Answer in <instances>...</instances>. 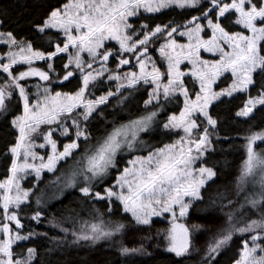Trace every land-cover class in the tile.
Masks as SVG:
<instances>
[{
    "label": "snow or ice",
    "instance_id": "snow-or-ice-1",
    "mask_svg": "<svg viewBox=\"0 0 264 264\" xmlns=\"http://www.w3.org/2000/svg\"><path fill=\"white\" fill-rule=\"evenodd\" d=\"M40 7L44 11L31 24L33 39L47 37L51 50L34 48L33 40L18 38L14 31H0V43L7 46V51L0 53V71L6 74L0 83V115H12L10 125L18 133L15 143L6 145L11 164L6 178L0 180V264H44L38 247H27L26 251L21 247V242L33 236H48L31 229L22 234L25 224L20 213L28 206L32 188L22 187L21 181L30 172L39 180L42 170L52 171L81 149L80 166L72 172L68 186H76L77 176L81 177L79 192L85 198L104 202L109 215L118 202L130 219L105 222L98 217L78 229L74 223L69 228L53 220L63 235L50 238L52 247L45 255L104 241L106 248L116 247L121 256H129L146 253L144 242L162 236L164 250L174 257L184 260L202 252L195 264H216L217 257L238 237V258L232 264H264V147H260L264 145V128L253 130L255 126L249 125L244 136L245 158L235 180L236 198H229L227 188L223 193L218 191L205 206L212 210V221L187 222L191 210L204 203L206 186L218 176L214 167L204 163L213 149L218 123L210 107L221 97L246 93L259 83L257 95L249 94L236 116L250 120L257 106L264 108V0H56ZM174 8L195 9L199 14L182 26L169 22L152 27L141 22L137 27L131 22V18L140 19L141 10L158 13ZM233 26L243 30L229 31ZM51 30L57 31L54 45L48 35ZM178 31L188 43L177 41ZM158 36L165 37L159 47L165 62L163 71L149 55V45ZM112 42L118 47L110 46ZM202 49L219 58L203 59ZM61 54L66 55V61ZM110 60L114 68L108 67ZM34 61H44L45 67H34ZM185 61L191 65L187 71L182 69ZM22 64L27 65L25 70H14ZM96 64L99 66L94 68ZM122 66L138 70L123 71ZM105 73L109 81H115V91L109 88L89 98L93 95L90 88L97 87ZM224 73L231 74V83L217 91L213 85ZM30 77L43 83L30 86ZM72 81L76 83L72 85ZM63 82L74 90L57 91L64 87ZM141 86H147L143 113L94 139L89 125L99 106L117 97L119 104L126 105ZM30 87L36 89L34 94ZM14 97L22 103V112L13 115L16 109L10 105ZM179 97H183L179 114L172 112L159 121L166 105L178 102ZM161 124L163 129L179 130L183 135L161 147L141 139V133ZM73 129L75 138L59 150L54 133L58 130L67 137ZM41 137L44 142L37 145ZM46 145L51 147L47 160L34 150ZM123 152L146 154L131 156L127 166L119 170L117 155ZM112 169H117V174L111 183H105ZM97 186L101 190H95ZM36 203H41L40 197ZM43 214V210H35L30 219L39 222ZM156 217H163L167 227L158 229L155 237L141 236L138 246L129 247L128 233L150 232ZM201 233L210 236L198 247ZM69 235L72 240H68Z\"/></svg>",
    "mask_w": 264,
    "mask_h": 264
},
{
    "label": "trees",
    "instance_id": "trees-1",
    "mask_svg": "<svg viewBox=\"0 0 264 264\" xmlns=\"http://www.w3.org/2000/svg\"><path fill=\"white\" fill-rule=\"evenodd\" d=\"M56 0H0V24L1 31H14L17 37H24L26 39L33 40V47L39 48L40 50H51L49 48V40L47 37H34L31 24L35 21L38 15L44 11L40 7V4H54ZM198 11L195 9H163L158 13H143L139 20L132 19V23L135 26H139L141 22L148 23L154 27L156 23L167 24L174 22L175 25H183L184 21L191 19L192 15H198ZM235 17H232L234 20ZM241 26H233L229 28V31H241ZM48 35L53 37L51 41L54 45L57 41L55 39L57 35L56 30H51ZM62 39V37H61ZM63 55L66 61V55ZM56 64L60 61L57 59ZM38 67L44 68L45 62L41 61ZM111 68H114V63L109 62ZM22 66L14 67L15 71H23ZM6 74L0 71V83H3V79ZM255 78V74H254ZM187 79V78H186ZM38 78H27V83ZM64 87L57 88V91H70L74 90L72 85L76 81H72V85L68 82H63ZM231 83V74H225L219 82L216 84V88H221ZM111 90L115 91L114 82H110ZM147 86H141L137 90V95L132 100L127 102L126 105H121L117 102V99L110 98V102L106 106H99L94 118L90 121L89 130L93 134V138L103 136L107 131H111L114 125L126 122L129 119L135 118L136 115L142 114L144 110L143 99H146V93L144 88ZM259 89V83L255 87L249 88L246 93L237 92L232 96L221 97L220 100L215 101L210 107L214 118L217 119L216 131L213 134V149L209 150V153L204 158V163L207 166L214 167L218 176L214 178V182H209L204 191L205 201L204 203L198 204L196 208L191 210V218L188 223H208L212 221L211 209H206L205 206L208 202L209 197H214L217 192H227L230 199H235L236 192V177L240 174V169L245 158L244 150V136L248 134L249 125L255 126L253 130H259L264 128V108L257 106L258 110H254V115L249 120L244 117H237L236 112L240 107L243 106V102L247 99L248 95H257ZM32 93L34 87H30ZM104 77L101 78V83L97 84V87L90 88V92L93 93L89 98H95L104 92L108 91ZM18 95V94H17ZM33 99V96H32ZM15 107V111L12 113L19 114L22 112V103L18 102L15 97L12 100L10 108ZM183 107V97H179L178 102L173 101L165 107V111L158 116L159 121L166 119L167 115L172 112L179 114L180 108ZM149 110H151L149 108ZM100 113H103L101 115ZM5 115L7 120H5ZM12 115L5 113L0 115V180H3L8 175V168L11 164V156L6 153V145L15 143V137L18 135L17 131L10 125ZM70 123V121H69ZM43 130H47L46 126H41ZM54 127V125H53ZM180 132L178 130L169 131L165 130L161 126H153L152 129L143 134L144 141L148 145H155L161 147L163 144L172 143ZM54 139L57 140L58 149L63 150V145L70 142V138L74 137V129L69 135L61 136L59 132L54 133ZM39 138L36 140L40 141ZM94 142V141H93ZM82 143V141H81ZM260 145V142H257ZM264 147V145H260ZM81 151H76L72 157L60 161L56 168L52 171L45 170L41 173L40 179L37 180L34 174L29 173L21 181L22 187L32 188L30 198L26 202V207L20 213L22 223L25 224V228L22 234H26L29 229L34 230L37 233H47V237L33 236L30 241L21 242V247L26 251L27 247H38L40 252V259L47 264L49 260L53 261V264H195L199 260L200 255H193L188 259L181 260V258L174 257L173 254L168 253L164 250L162 243L163 237L154 238L150 242L145 241L144 246L147 250L146 253H137L129 256H121L118 252V248L111 247L106 248L104 241L98 242L95 246H82V247H65L61 252L54 254L53 256L45 255V251L52 247L50 244V238L54 236H62L63 233L59 227H54L53 220L55 222L62 223L63 227L71 228L73 223L78 229L81 224L85 221L93 222L94 219L102 217L105 222L108 220H124L129 218V214L123 212L122 206H119L118 202L113 207V214H108L107 206L104 202H94L90 198H85L80 192L79 187L82 186L81 177L77 176L76 186H68V180L71 177L73 171L77 170L80 166V155ZM144 153H132L127 152L120 153L117 157L118 169L122 170L127 166V161L131 159V156ZM117 174V169H112L109 176L106 178L105 183H111ZM246 187H248L246 185ZM95 190H101L99 186ZM37 197H40L41 203L37 205ZM199 209V210H198ZM43 210V216L39 222L31 220L33 211ZM2 212V209H0ZM154 223L151 231L147 229L141 232H129L127 243L129 247L138 246L140 243V237L143 235H153L158 229L167 227V221L164 218H154ZM218 222V221H216ZM209 233H201L197 237V246L202 247L206 240H208ZM72 236H68V240H72ZM120 239V237H117ZM159 243V247L156 245ZM151 245V246H150ZM240 248V239L234 237L231 245L227 247L217 257L216 264H232L234 259L238 258V252ZM16 251L21 249L17 248Z\"/></svg>",
    "mask_w": 264,
    "mask_h": 264
},
{
    "label": "rangeland",
    "instance_id": "rangeland-1",
    "mask_svg": "<svg viewBox=\"0 0 264 264\" xmlns=\"http://www.w3.org/2000/svg\"><path fill=\"white\" fill-rule=\"evenodd\" d=\"M163 10V9H162ZM142 12H143V10H141ZM143 13H146V12H143ZM151 14V13H150ZM153 14H155V13H153ZM132 19H135V18H131V20ZM132 22V21H131ZM203 22V21H202ZM242 27V26H241ZM183 30V28L181 27V29L179 30V31H182ZM1 31V30H0ZM179 31L175 34V38L177 39V41L179 42V43H184V44H186V43H188V38L187 37H185V36H180L179 35ZM209 35L211 34L210 33V31H209V33H208ZM247 34V33H246ZM205 39H207V36H205L204 37ZM164 40H165V37H163V36H158L157 38H156V40L152 43V44H150L149 45V55H151L152 56V58L154 59V60H156V62H157V64H158V66H161V70L163 71L164 70V65H165V62L163 61V59L160 57V53H159V47H160V44L161 43H164ZM110 46H114V47H118V45H115V42H112V44L110 45ZM4 51H7V46L6 45H4V44H2V43H0V53H2V52H4ZM201 56H202V58L203 59H206V60H214V59H218L219 58V55L218 54H216V53H209V52H206V51H204L203 49L201 50ZM85 59H87V55L85 54ZM39 62H41V61H34L33 62V66L34 67H38V63ZM133 64H135V60L133 59ZM19 66H22V70H25V68L27 67V65H19ZM19 66H14V67H19ZM99 65L98 64H96V65H93V67L94 68H96V67H98ZM108 67L109 68H111L110 67V65L108 64ZM191 67V65H189L188 64V62L187 61H185L184 62V64L182 65V69L183 70H185V71H187V68H190ZM122 70L123 71H129V70H133V71H137L138 69L137 68H131L130 69V67L129 66H122ZM225 74H228V73H224L218 80H217V82H216V84L219 82V80L225 75ZM230 74V73H229ZM108 73H105V75H104V80H105V82H106V85H107V87H111L110 86V82H114V85H115V81H109L108 80ZM30 78H34V77H30ZM36 78H38V77H36ZM103 78V77H102ZM39 79V78H38ZM37 83H43V82H41V81H39V80H34V81H32V82H30V86L31 85H35V84H37ZM216 84L215 85H213V87H214V89L215 90H217V91H219L221 88H226V87H228V85H226V86H223V87H221V88H216ZM36 92V89L34 88V90H33V94ZM235 94V93H234ZM193 98H194V96H193ZM36 99V96L35 95H33V100H35ZM54 127H55V125H54ZM179 131V130H178ZM57 132H59L58 130H57ZM180 132V131H179ZM143 134L144 133H141V139H143ZM180 135H183V133L182 132H180ZM179 135V136H180ZM54 138V137H53ZM179 137H177L176 139H178ZM175 139V140H176ZM144 140V139H143ZM44 141H43V139H41L40 141H37L36 142V144L37 145H39L40 143H43ZM57 146H58V143H57ZM36 152H38L40 155H42V156H44V158H45V160H47V154L49 153V152H51V147L50 146H48V145H46L45 146V148H39V147H36L35 149H34ZM62 151V150H61ZM120 153H118V155H119ZM118 155H117V157H118ZM29 162H31V160L29 161ZM37 163H39V161H36ZM197 166H199V165H197ZM45 170H47V169H45ZM45 170H42V172L43 171H45ZM41 172V173H42ZM31 174H34L35 175V173H33V172H30ZM157 218V217H156ZM161 218H163V217H161ZM154 219V218H153Z\"/></svg>",
    "mask_w": 264,
    "mask_h": 264
}]
</instances>
